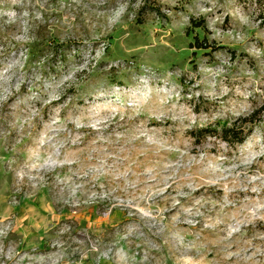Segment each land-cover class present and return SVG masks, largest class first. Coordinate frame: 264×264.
I'll list each match as a JSON object with an SVG mask.
<instances>
[{
  "label": "rangeland",
  "instance_id": "374dc122",
  "mask_svg": "<svg viewBox=\"0 0 264 264\" xmlns=\"http://www.w3.org/2000/svg\"><path fill=\"white\" fill-rule=\"evenodd\" d=\"M0 264H264V0H0Z\"/></svg>",
  "mask_w": 264,
  "mask_h": 264
},
{
  "label": "trees",
  "instance_id": "16d2710c",
  "mask_svg": "<svg viewBox=\"0 0 264 264\" xmlns=\"http://www.w3.org/2000/svg\"><path fill=\"white\" fill-rule=\"evenodd\" d=\"M198 47L208 48L209 46L204 43H198ZM259 113H260L259 109L255 110L251 115L243 118V120L246 123L250 122L252 124L254 118ZM236 125L234 126L223 125L222 128H211V127L201 128L195 133V135L197 136V133H199L200 135H218L228 143H234V141H236L237 143H242L246 139L247 134L251 132V128L247 132H244V130H242V127H238Z\"/></svg>",
  "mask_w": 264,
  "mask_h": 264
}]
</instances>
